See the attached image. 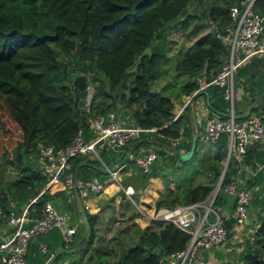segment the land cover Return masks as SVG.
I'll return each mask as SVG.
<instances>
[{
    "label": "trees",
    "instance_id": "1",
    "mask_svg": "<svg viewBox=\"0 0 264 264\" xmlns=\"http://www.w3.org/2000/svg\"><path fill=\"white\" fill-rule=\"evenodd\" d=\"M236 2L238 0H0V155L10 149L18 165L28 163L22 175L7 184L10 195H0V224L4 222L11 202L12 207L20 211L45 187L47 177L39 165H36L37 168L33 165L38 148L42 145L64 148L78 129L89 137V116L114 110L122 116L128 115L134 126L154 127V138H151L150 133H142L137 141L134 140L135 144L128 147L136 153L138 147L155 144L154 150L164 155L162 147L169 144V138L179 135L182 119H172L173 101L170 96L163 94L165 85L156 90L150 87L156 79L168 73L169 66V73L174 71V78L187 76L172 96L175 101L181 102L183 96L199 88L200 81H211L228 55L227 45L216 38L208 27L207 31H202L206 25L200 22L195 23L188 34V45L180 44L169 55L166 47L168 31L177 24H180L181 30H185L196 15L200 19L215 21L221 28L228 23L229 6ZM254 7L262 14L264 0H255ZM68 57L73 58L82 73L91 76L93 87L88 113L82 108L85 89L73 87L72 79L66 76ZM243 69L239 67L234 74L235 86L239 85V78L243 76L257 89L234 101L237 119H240L238 115L243 114L240 105L249 106L260 97L263 100L261 104H264V68L261 73ZM126 89L127 95L124 92ZM204 90L209 97L210 114H220L219 117L223 118L228 103L222 98L221 89L208 85ZM202 91H198L194 97ZM256 110L257 106L252 108V111ZM4 120L7 124L3 125ZM17 133L19 138L15 139L12 135ZM196 144L197 140L196 149L188 161L181 163L175 154L172 155L178 164H174V159L170 162L161 161L165 165L174 164L171 174L174 175L176 186L175 189L165 186V193L155 200L156 207L201 201L213 189L221 173V161L225 157L226 135L222 134L213 144L207 143L213 151L202 154L197 168H189L184 172L196 161ZM179 146H183V143ZM250 148L255 147L252 145ZM248 151L244 154L246 158ZM123 157L121 155L119 160ZM257 157L258 160L262 159L264 151L261 150ZM126 161L132 163L129 158L123 163ZM9 162L13 161L10 159ZM70 162L72 170L90 164L89 159L84 160L80 156L72 157ZM154 164L157 171L154 167L146 174L138 171L137 181L141 187L146 185L150 176H159L158 173H161V163ZM232 164L234 167L237 162L234 159L228 161L222 185L231 179ZM89 169L91 176L101 168L90 165ZM201 173L206 178L203 182L193 184L189 180L192 174L197 176ZM162 175L165 176L164 173ZM51 185L60 189L57 194H62L63 199L62 181ZM134 196L137 197V194ZM226 197L227 194L219 189L214 207L218 209L220 204L226 203ZM46 200L57 210L65 207L60 202L56 204L52 201L46 187L28 206L32 218L37 216ZM123 205L130 207L128 201ZM132 214L135 216V213ZM85 215L89 235L86 238V226L79 219L74 241L68 247L75 250L66 255L72 257L77 252L82 258L90 251L87 261L93 259L94 264H157L160 257L184 249L189 239V234L173 223L152 220L149 225L139 228L138 232L134 231L137 237L135 241H130L116 252L111 246L108 247V241L95 245L94 224L97 215L88 212ZM75 217L77 219V214ZM229 221L232 220L225 221L228 231L231 226ZM48 233H54L53 244L49 240L51 236L36 238L48 247V254L45 255L36 250L38 264L45 263L50 253L56 251V235L59 232L53 229ZM255 233L259 250L256 253L246 252V264H264V217ZM63 255L58 254L51 264H59L58 259ZM68 264H79V260H71Z\"/></svg>",
    "mask_w": 264,
    "mask_h": 264
},
{
    "label": "built area",
    "instance_id": "2",
    "mask_svg": "<svg viewBox=\"0 0 264 264\" xmlns=\"http://www.w3.org/2000/svg\"><path fill=\"white\" fill-rule=\"evenodd\" d=\"M254 1L238 0L229 6L228 23L221 28L215 21L208 19V29L227 45L228 55L215 77L208 83L202 82L199 88L187 95L181 107L184 109L196 93L204 90L208 85L220 88L222 98L228 103L223 118L219 117L220 114L207 116L200 130V139L210 144L215 143L222 134L226 135V152L221 161V173L213 189L203 200L156 207L154 203H144L143 200L135 197L136 189L133 186L120 183L117 172L124 166L123 161L110 166L102 160L99 152L104 149L122 152L124 146L130 141L138 139L142 133L154 132L155 128L126 124L113 111L87 117L89 137L78 129L77 134L66 147L55 148L53 145H42L37 150L36 160L47 177L46 187L62 181L65 192L70 198L76 200L79 197L85 198L89 194L99 195L104 191L107 183H112L140 218L171 222L189 234L184 249L160 257L157 264H223L219 259L209 260L199 257V252L219 247L226 242L228 238L226 220H233L237 225H242L247 219V205L251 199L250 189L238 178H231L223 185L221 181L230 159H234L238 165H241L247 147L260 144L264 140L263 112L251 111L246 117L237 119L234 111L236 86L233 78L236 70L247 59L264 60V12L259 14L255 10ZM89 92L86 93L82 106L87 113L90 112L91 91ZM179 111L173 114V120L178 117ZM178 133L177 137L169 138V144L164 148L177 147L181 131L179 130ZM151 145L145 147L146 149L139 154L133 151L125 153L137 171L143 174L148 173L151 164L160 159V154L151 149ZM77 156L99 159L103 166L101 170L107 175L106 179L101 180L95 176L87 180L77 179L70 162L72 157ZM263 167L264 157L258 160L251 174ZM45 188L31 198L20 211L14 208L7 210L4 222L0 224V264H26V255L32 242H35L38 253L48 254L46 243L36 238L53 229L60 232L63 248H68L73 243L76 225L71 222L66 213L58 211L50 201L46 200L42 203L35 218L29 215L28 206ZM219 189L234 198V206L229 213H222L213 205ZM209 213L213 215L212 221L208 220Z\"/></svg>",
    "mask_w": 264,
    "mask_h": 264
},
{
    "label": "crops",
    "instance_id": "3",
    "mask_svg": "<svg viewBox=\"0 0 264 264\" xmlns=\"http://www.w3.org/2000/svg\"><path fill=\"white\" fill-rule=\"evenodd\" d=\"M240 67L244 68L243 70H246L247 72L252 71L253 73H261L262 68H264V60L260 59V58H250V59H247ZM245 79H247V78L243 77V76H240V78H239V85L236 86V93H235L236 99H235V101H239L244 94H248L251 91L255 92L257 89L256 86L252 85L250 82H248ZM200 84H202V81H200ZM177 88H178V86H177ZM185 97L186 96H183L181 98V102L175 101L173 97L171 98V100L173 101L172 113L175 114L179 110H181V111H179L180 114L178 115V117H181V119H182V126L179 129L181 131V136L179 138V142L177 145V149L180 152H184L186 149H188L190 147L192 135L196 134V140H197V144H196L197 154H196V158H195L196 161L193 162L190 166H188L190 168L195 169L199 165V160L203 154V153L200 154V152L203 151L201 144L204 143L200 139V130L202 129L204 120L207 116H217V115L216 114L215 115L210 114V112L208 110V104L206 101V97L208 98V102H209V97L206 93V90H203L200 94H198L197 97H194L190 101V103H188L186 105V107L184 109H181V107L185 101ZM254 102H255L254 107L257 106L256 111H258V112L261 111L264 113V104H261L263 102V100L258 98ZM259 104H261V105L258 106ZM251 105H249V106L248 105L244 106L243 104L240 105V107L243 108V113ZM111 111L115 112V114H117L119 116V119L123 120L126 124L133 125V123L131 122L128 115L122 116L114 110H111ZM121 113H123V112H121ZM150 135H152V134L150 133ZM133 141L128 143L129 145L126 144V147L123 148L122 152H113L110 149H104V150H102V152L105 151L104 153L109 156V159H112V156H118L117 162H114V163L121 162L119 160L120 156L121 155L125 156L124 153L127 154L130 151H132V149L129 147L131 144H135V141L134 142ZM181 142L183 143V146L180 147L179 145ZM154 145L155 144H152L150 148L154 149ZM254 147L255 148H250V146H248V148H247V151L249 150L248 154H247L248 158H246V156H245L241 165H238V163L235 164L234 167H233L234 163L231 165V167H232L231 173L232 174H230V178H238L240 180V182L247 185V187L251 191V199L249 200V203L247 205V219H246L245 223L242 225H237L233 220H232L233 222L229 221V222H231V226H230V229L228 231V238H227L226 242L219 247L212 248L210 250L200 251L199 257H202L204 259H209V260L219 259L223 262V264H246V261L244 259V255L246 254V252L247 251H249L251 253L258 252L259 241H258V236L256 235L255 232L261 224L262 217H264V167L261 170L256 171L254 174H251V171L255 170V165L258 162L257 154L260 153L261 150L264 151V140L260 144H255ZM162 148L164 149L165 154L162 156L160 155V159L157 161H154L151 164L150 170H152L151 168L154 167V170L157 171V168L155 167L154 163L160 162L161 167H162L160 172L163 171V173L167 174L168 172L172 171V166L174 164H178L179 162H177L175 160V157L172 155V154H175L173 151H170L164 147H162ZM145 149L146 148L141 146V147H138V150L136 152H137V154H139V153H141V151H143ZM108 151L112 152V154H114V155L111 156V154ZM212 151H213V149H210V152H212ZM172 156H173V158H172ZM80 157L84 160H85V158L86 159L88 158V156H80ZM173 159H174V164L172 163L171 165H168V164L165 165L163 162H161L162 160L170 162ZM124 160L122 159V161H124ZM259 160H261V159H259ZM113 164H111V165H113ZM131 164L133 167L128 166V167H126L125 170L120 169L117 172V174L119 176V181H121L123 185L127 184V185L133 186L136 189L137 198L143 200L144 203L145 202L155 203L156 198L160 196V194L162 193V191L164 189L163 180H161L159 178V176H150L146 185L141 187V183L140 182L138 183V181H137L138 171L134 167L133 163H131ZM87 165H89V166H86L82 169H74L73 170L77 176V179L87 180L89 177H92V176L93 177L95 176L101 180L106 179V176H107L106 173L104 171H102L100 168H99L100 170H98V173H95V174L89 176V172L93 168L91 167V169H89L90 164H87ZM94 168H95V166H94ZM168 168H170V169H168ZM168 170H170V171H168ZM202 177H203V180H205L204 175H202ZM173 179H174L173 176L170 175L169 181L173 182ZM123 180H125L126 182H124ZM174 183H176L175 179H174ZM168 185L170 186V184H168ZM172 189H175V188H172ZM59 190L60 189L54 187L53 185L48 186V194L52 196V201L56 204L58 202H60L63 205H65L64 208H61L58 211L66 213L69 216L71 222H73L75 225L77 224V226H78L79 219H82L80 216V212H88L90 214H95V215H97V220H98L99 211L101 210L102 206H105L104 200H106V197L111 196L116 191V186L112 183H107L105 185L104 191L101 192V194H99V195L89 194L85 198L79 197L76 200L70 198L68 196V194L65 192V190L62 191V193H64V196H63V199H61L62 194H57V193H60V192H58ZM224 201L226 203L220 204V206H218V209L222 213H229L233 208L234 198L231 195H227L226 200H224ZM115 202H117V201L115 200ZM12 206H13V203L11 202V205L9 206V208L10 207L13 208ZM69 207H70V209H69ZM75 214H77V216L79 218L77 217V219H76L74 217ZM96 228H98V227L96 226V224H94V229H95L94 233H95V235H97L98 240H99V238H101L102 235L99 234V231H97ZM84 233L86 236V230L84 231ZM43 236L44 237L45 236H51V237H49V240L53 244L54 239L52 237H54V233H50V234L48 233V235L46 233ZM56 236H58L57 244L55 246V249L57 250L59 247H61L60 246V232ZM110 236L111 235H107V236L103 235L102 237L107 238V240L106 241L103 240L102 242H107V241L109 242L110 239H112V236L111 237ZM58 242H59V244H58ZM109 244H111V243H109ZM34 245H35L34 242L29 245L28 254L26 256V264H38L36 262V260H37V258L35 256V253H36L35 248L36 247L34 248ZM71 253H73V252L60 253V254H71ZM90 253H91L90 251H87L82 258L79 257L78 253H77V257H76V254L72 257H66V256L62 257L61 256L58 259V261H59V264H68V262H70L71 260L77 259V260H79V264H94L93 259L90 261H87V256Z\"/></svg>",
    "mask_w": 264,
    "mask_h": 264
},
{
    "label": "rangeland",
    "instance_id": "4",
    "mask_svg": "<svg viewBox=\"0 0 264 264\" xmlns=\"http://www.w3.org/2000/svg\"><path fill=\"white\" fill-rule=\"evenodd\" d=\"M196 15V14H195ZM196 18L193 19L191 21V23L187 26V28L185 30H181L180 29V24H177L176 26H172L171 29L168 31L169 36H167V54H172L176 51V49L179 47L180 44L183 45H188L189 42H187V37L188 34L190 33V31L192 30L193 26L195 23H202L204 25H206V27H203L202 31H207V27H208V19H200L198 17V15L195 16ZM67 65L69 66L68 69V74L66 75L67 78H71L73 80V78L75 76L78 75H84L85 79H86V83L87 86L84 88L86 93L89 92V90L91 91V96H92V83L90 82V78L91 76L85 73H82L79 69V66L73 61L72 57H68L66 60ZM171 67H167L168 73L165 74L161 79H156L153 83V85L150 87L151 90H156V88H160L161 86L165 85V88L163 89V94L168 95L172 98V96L177 92V86H179L180 84H182L186 79L187 76H180L178 78H174V71L169 73ZM92 86V87H91ZM262 86L264 87V79L262 82ZM90 93V92H89ZM261 98V97H260ZM264 99V98H263ZM119 108H121L119 106ZM120 112H123V110H119ZM5 116V115H4ZM4 124H7V121L4 120L3 122ZM152 134V133H151ZM15 139L19 138V134H15L12 135ZM151 138H154L153 135H151ZM202 149L203 151L200 152V154H209L210 153V148L209 145L207 143H202ZM31 156V155H30ZM99 156L102 158V160L106 161L110 166H112L111 164H113L114 162H117L118 160V156H112V159H109V156L107 154H105L104 152H99ZM11 159V161L13 162H9V160ZM87 159L90 160V165L95 166V167H99L102 168V164L100 162L99 159L97 158H90L88 157ZM34 163L33 165L36 167V165L38 166V162L37 160L34 159ZM33 162V161H32ZM127 163L122 167L119 168L118 170H125L126 167L130 166L133 167L131 163H129L128 161H126ZM182 163V162H181ZM28 163H23L22 165H18L15 161V156L12 154V150L8 149L3 155H0V195H10L7 187H8V183L11 182L12 180L20 177L22 175V172L25 170L24 168L26 167L25 165H27ZM191 165V164H190ZM39 167V166H38ZM37 168V167H36ZM188 168L184 169V172L187 171ZM170 169V168H168ZM182 169V168H181ZM191 169V168H190ZM170 171V170H168ZM178 170H175L174 172H177ZM163 171L161 173H158L159 178L161 180H163L164 183V189L162 191V193L160 194V196H162V194L165 193V189H166V185L169 188H175L176 184L174 183V179L173 182L169 181V176L172 175L174 177L172 173V171L168 172L167 174L164 173L165 176L162 175ZM202 174H199L197 176H193V174L191 175V178L189 179L193 184H197L200 182H203V177ZM189 176V175H187ZM205 177V176H204ZM206 180V178H204ZM124 182H126L125 180H123ZM120 183H122L120 181ZM170 184V186L168 185ZM159 198V197H157ZM156 198V199H157ZM115 200L117 202H115ZM105 201V206L101 207V210L99 211V218L98 220H96L97 222L95 223L96 226L98 228H96L97 231H99L100 235H111L113 238L110 239L109 243H111L109 246H111L113 250L115 251H120V249L122 247H126V244H128L130 241H135L136 240V235L134 233V231L138 232L139 228H143L145 227L147 224L149 225L150 221L146 220L144 218H140L137 214H132L131 213H135L133 210V207L131 205L129 208L124 206L123 204L126 203L127 200H125V198L123 197V195H121L117 190L109 197H106ZM201 210V209H200ZM75 217V216H74ZM76 218V217H75ZM208 220L212 221L213 220V215L212 213L208 214ZM149 221V222H148ZM120 229H123L122 231L119 232ZM99 238L97 235H95L94 239H95V245H99L102 243L103 240H107V238L102 237ZM110 236V237H111ZM104 243V242H103ZM107 243V242H105ZM28 254V252H27ZM76 254L77 257V252L74 253L72 256H74ZM91 255V254H90ZM88 255V257L90 256ZM27 256V255H26ZM71 257V256H67L66 254L63 255L62 257Z\"/></svg>",
    "mask_w": 264,
    "mask_h": 264
},
{
    "label": "water",
    "instance_id": "5",
    "mask_svg": "<svg viewBox=\"0 0 264 264\" xmlns=\"http://www.w3.org/2000/svg\"><path fill=\"white\" fill-rule=\"evenodd\" d=\"M72 85L73 87L75 88H85L87 86V83H86V79H85V76L84 75H78V76H75L72 80ZM125 94L127 95L128 94V90H124ZM206 101H207V104H208V98L206 97ZM255 105V102L243 113V114H240L238 115V117H241V118H244L246 117L249 112L252 111V108L254 107ZM195 140H196V134H193L192 135V140H191V144H190V147L188 149H186L184 152H180L177 148H169L168 150H172L178 157V159L181 161V162H185V161H188L192 156H193V153H194V150H195ZM127 158V155L125 154L123 160ZM80 216L86 226V238L88 237L89 235V224L86 220V215H85V212H80ZM74 251V248H63V247H59L45 262V264H51V262L58 256V254L60 253H67V252H73Z\"/></svg>",
    "mask_w": 264,
    "mask_h": 264
},
{
    "label": "clouds",
    "instance_id": "6",
    "mask_svg": "<svg viewBox=\"0 0 264 264\" xmlns=\"http://www.w3.org/2000/svg\"><path fill=\"white\" fill-rule=\"evenodd\" d=\"M51 255H52V254H51ZM51 255H50V256H51ZM50 256H49V257H50Z\"/></svg>",
    "mask_w": 264,
    "mask_h": 264
}]
</instances>
